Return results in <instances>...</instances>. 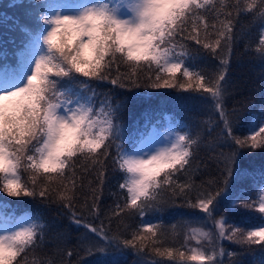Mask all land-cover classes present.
I'll use <instances>...</instances> for the list:
<instances>
[{
  "label": "trees",
  "instance_id": "1",
  "mask_svg": "<svg viewBox=\"0 0 264 264\" xmlns=\"http://www.w3.org/2000/svg\"><path fill=\"white\" fill-rule=\"evenodd\" d=\"M20 20L9 26L11 39L22 36ZM174 38L186 53L178 72L186 68L188 77L166 83L160 68L102 44L95 85L106 101L113 96L107 107L121 113L109 118L124 132L114 143L80 138L65 166L52 170L31 167L36 157L22 159L19 199L38 225L23 237L30 245L6 264H196L184 251L186 227L211 226L228 213L229 197L264 172V146L253 148L243 134L264 102V0H212L188 15ZM151 112L186 126L187 153L159 168L170 167L148 195L133 198L129 173L117 163L119 145ZM29 135L26 128L23 143ZM245 251L216 241L206 248L207 264H235Z\"/></svg>",
  "mask_w": 264,
  "mask_h": 264
},
{
  "label": "rangeland",
  "instance_id": "2",
  "mask_svg": "<svg viewBox=\"0 0 264 264\" xmlns=\"http://www.w3.org/2000/svg\"><path fill=\"white\" fill-rule=\"evenodd\" d=\"M0 2V9L2 11H11L14 8L6 2L11 0H2ZM169 0H134L132 10V15H114L115 21L117 22L119 37L126 43L134 46L135 49L141 47H148V43L144 42L145 33L136 25L137 23V13L139 8L143 11L144 16L149 12L156 10L152 13L153 19L161 12L164 6ZM163 2V4H162ZM162 4V7H160ZM170 4V3H168ZM150 5V6H149ZM120 6L124 7L121 3ZM102 9L98 0H91L83 9L70 8H54L48 13L51 21L54 22L52 30L45 36V41H51L57 35L55 34L56 27L59 24L64 26H69L73 29H89L91 19L97 15V13ZM158 9V10H157ZM168 8H166L162 13L164 15L168 14ZM43 12V11H42ZM189 15H193L190 13ZM25 19L26 16L21 14ZM30 21V20H29ZM2 33H5L2 31ZM54 35V36H53ZM43 39H38L39 44L32 43L27 44L19 53V56L15 58V66L11 63L5 61H0V82L1 74L4 76L5 73L8 74L9 80L12 81L17 76L18 73L25 74V78L21 84H10V86L0 95V111H12L17 104L25 97L28 96L34 89L36 80L38 78V70L42 68V60L45 59L42 54L44 49L40 45L43 44ZM166 43H172L174 41L171 37H166ZM47 46V45H46ZM158 57V56H157ZM158 59L159 63H162L160 57ZM179 66H164L162 70V83H166L177 78L179 72ZM179 77L184 79L188 77V72L183 70ZM66 109L58 105L53 111L48 119L49 128L46 129L45 136L38 138L37 145L39 146V151L41 154V160L45 164H53L56 162L55 155L59 153L62 149L63 143L68 136L73 135V130L77 124L76 119L83 113H88L89 106L82 107L80 105L69 107V103L66 105ZM258 117L252 119L249 124L247 134L251 140V144L254 148L264 143V115L260 118L257 123ZM180 142H177V144ZM176 143V142H174ZM177 144H170L167 146H173ZM155 144L150 140L146 142L143 146L138 148L134 152H128L125 155L126 162L131 169L132 177L131 181L139 185L143 183L145 178V171L147 170L148 164L155 161L160 153L154 151ZM5 163L6 169L1 168V164ZM171 161L167 160L161 165L167 167L170 165ZM160 165V166H161ZM13 168L7 157L4 156L0 148V200L4 202H11L16 198L20 197V188L18 182L11 179ZM144 174V175H143ZM258 184V185H257ZM251 188L255 189L251 193L242 191L239 196L232 199L228 203V207L231 210L239 209L246 213L247 215L254 214V219L244 217L243 221L233 220L228 216H222L215 225V228L208 229L201 226H187V232L184 237L186 240V247L189 252V256L196 261L197 264H203L207 260L206 252L204 250V244H209L214 240V234L221 236L227 243L239 247H252L246 250L244 253L247 255L245 258L246 264H264V178L260 182L254 181L251 183ZM249 188V189H251ZM248 190V189H246ZM200 208L206 209V203H201ZM23 223H20L22 226ZM204 247V248H203ZM243 264V263H239Z\"/></svg>",
  "mask_w": 264,
  "mask_h": 264
},
{
  "label": "bare ground",
  "instance_id": "3",
  "mask_svg": "<svg viewBox=\"0 0 264 264\" xmlns=\"http://www.w3.org/2000/svg\"><path fill=\"white\" fill-rule=\"evenodd\" d=\"M69 5L65 4L64 8L68 7ZM164 167V165H161L159 168Z\"/></svg>",
  "mask_w": 264,
  "mask_h": 264
}]
</instances>
